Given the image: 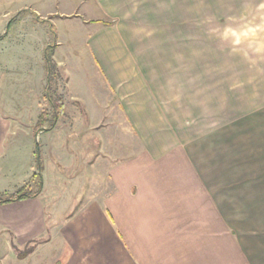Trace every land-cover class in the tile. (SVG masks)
Returning <instances> with one entry per match:
<instances>
[{"label": "crops", "instance_id": "crops-1", "mask_svg": "<svg viewBox=\"0 0 264 264\" xmlns=\"http://www.w3.org/2000/svg\"><path fill=\"white\" fill-rule=\"evenodd\" d=\"M40 3L36 7L24 0H1L3 23L9 26L12 15L17 16L12 22H17L24 12L49 15L52 22L55 16L73 21L68 25L80 31L81 44L100 77L95 89L99 98L89 88L74 87L86 75L82 71L81 78L79 71L66 68L68 62L80 64L78 51L71 50V57L61 52L65 40L56 27L53 60L67 75L71 99L84 102L90 115L80 125L94 128L103 122L105 114L98 122L94 114L102 110L99 101L106 98L108 111L116 109L127 119L128 134L109 136L106 124L82 132L97 141L101 183L111 181L112 191L102 187L96 199H84L62 221L47 224L46 164L38 196L0 203V234L7 238L18 263L264 264V0ZM10 28L0 39V160L4 165L19 147L15 143L22 123L14 114L18 110L10 89L21 88L18 96L25 91L22 88L32 72L27 61L32 50L27 49L40 44L10 38ZM5 32L3 28L0 34ZM187 33L192 34L194 47L193 99L188 109L185 98L178 102V87L171 101H165L164 89L155 86V79L168 75L147 71L146 66L184 61L183 56L171 58L164 52L184 45ZM49 44L39 51L46 91ZM154 47L161 53L154 54ZM60 118L37 136L51 133L57 142V134L61 143L63 133L67 143L70 132L60 127L74 124L62 125ZM122 141L128 144L124 150L116 147L121 150L106 170L102 161L107 144ZM35 169L34 165L22 181L0 191L15 192L31 181ZM54 199L50 197V206L56 212ZM34 240L33 251L18 257L16 248ZM65 252L67 258L61 261Z\"/></svg>", "mask_w": 264, "mask_h": 264}, {"label": "rangeland", "instance_id": "rangeland-1", "mask_svg": "<svg viewBox=\"0 0 264 264\" xmlns=\"http://www.w3.org/2000/svg\"><path fill=\"white\" fill-rule=\"evenodd\" d=\"M3 1L5 2V0ZM39 1L40 0H24L26 5L29 6L33 4L36 7L41 5V3L39 4ZM34 3H38V5ZM12 17H15L16 19L17 16L12 15L8 20ZM18 17L19 19H17V22H12L9 30V33L11 34L10 38L36 40L40 41V44L36 43L31 49H27L28 51L32 50V55L27 57L28 65L30 63L32 67L30 69H32V72L31 75L28 74L29 77L26 79V87L22 88V90L24 89L25 91L18 96L21 88L15 86L10 89V97L17 105L15 106L16 111L18 110L16 113L14 112V114H16L22 123L18 127L19 139L17 140L19 141L15 143V146L19 145V147L16 148L12 156L7 159L5 165L2 164L4 159L0 160V189L13 186V184L22 181L26 175H29L34 165L37 169L36 149L38 145L40 158L43 165L46 164L45 184L47 189L46 194H49V198H45L44 201L47 211V224L50 225L53 221H62L69 213L75 211L84 199H96L98 193L103 192L102 187L105 186L107 193L112 191L110 184L111 181L108 180L109 183L104 185L101 183V171H103V169L99 166L98 162L97 141L93 138L89 139L87 137L88 134L86 137H83L82 132H86L89 129L97 131L106 126V133L109 136H112V133L114 132L119 135H125L128 134V128L126 129L125 126V124H127V119H123L122 115L119 114L116 109L112 111L113 108H111V111H108L110 107L108 106V101L104 98L103 101H99L100 108H102L103 111L100 109L97 111V115L96 113L94 114V119L97 120V122L98 120L100 121L101 116L105 114L106 116L104 117L103 122L94 128H92L93 126H81L80 124H82V121L86 123L90 119V115L86 111V105L84 102L73 101L71 99L70 89L66 86L67 75L62 68L56 65V71H54L55 79H53L50 84V90H44V82L46 81L44 80L45 77L43 75L44 63L40 57L39 51L41 52L47 43L55 42L49 23L36 21L35 15L29 12H24ZM40 17L47 18V21L49 22L51 20V17L46 14L40 15ZM4 18L5 16L1 14L0 33L3 28L4 31L8 29V25L3 23ZM53 22L58 29L61 39L63 41L65 40L61 52L66 57H71L73 54L71 50L78 51L80 64H69L68 62L66 68L77 72L79 71L80 77L82 71L84 75H86L85 78L81 77L86 80L83 82L80 80L79 83L75 82L74 87L76 89L89 88L91 92H94L97 98H99L95 89H99L100 77L95 68V63L90 60V55H87L86 53V47L81 44V34L79 35L80 38L77 34V32L80 31H77L75 27H70V25H68L73 23V21L64 20L60 16H55ZM68 37H70L69 39L71 40L67 43L66 39H68ZM184 43V45L179 47H170L168 52H164L169 54L171 58H174L175 56H183L184 61H168L167 63L154 62L146 64V66H148L147 71H164L165 75H168V78L164 76L165 78L155 79V86H162L164 89L163 93H165V101H171L173 90L178 87L180 92V94L177 92L178 102L185 98L188 109L189 106L192 107L193 99L192 88L194 63L192 59L194 47L192 34L187 33ZM153 53L159 54L161 51L159 48L154 47ZM157 81L160 83H157ZM49 96H52L54 100H56V96L61 97L62 100H66L65 114L60 118L62 121L61 124L63 125V122L65 121L74 124V126L70 127H60L61 129L70 132L67 143L64 141L66 137L63 136V133L61 135L63 139L61 143H58L61 138L57 134L56 137H54L57 142L53 141V135H51V133L39 136L35 135L34 130L38 122L39 113L42 112L43 109H47L51 115L54 112L53 106L48 98ZM38 99L41 100L40 103H38ZM22 101L26 103L25 106H21L17 103H21ZM17 107H22V109ZM88 107H91V104H88ZM50 118L51 116L49 119ZM118 119L120 120L118 121ZM111 122H118L119 124L118 126H115L116 123ZM48 124L49 121L46 126H48ZM91 134L93 135L95 133L92 131ZM76 140L77 142H74ZM51 142L55 143L56 146H54V144L52 145ZM127 144L126 141H122L117 145L114 143L107 144V156L106 159L102 161L106 170L115 162V155L121 150V148L116 150V147L122 146V150H124ZM57 146H60V149H56ZM137 146L138 149L143 147L140 139L138 140ZM98 187H101V189ZM27 190H36L35 183L28 187ZM0 192L7 193V191ZM50 197H55L53 203L56 212H54L53 207L50 206ZM6 239L5 236L2 237L0 234V260L3 264H19L15 251H12L11 246ZM33 243H36V240L31 242V244ZM67 255L68 254L65 252V255L60 258L61 261H64L67 258ZM39 257L44 258V255H40ZM44 259L48 258L45 257Z\"/></svg>", "mask_w": 264, "mask_h": 264}, {"label": "trees", "instance_id": "trees-1", "mask_svg": "<svg viewBox=\"0 0 264 264\" xmlns=\"http://www.w3.org/2000/svg\"><path fill=\"white\" fill-rule=\"evenodd\" d=\"M35 18L38 21L41 22H48L50 27H51V31L53 32V38L54 41H56V37H57V29L55 24L52 21H47V19L41 18L40 16H38L37 14H34ZM14 20V18H11L8 29L11 26L12 21ZM7 31L4 34H0V39L4 38L7 34ZM54 47H55V42H52L51 44L48 45L47 50L45 52V67H46V71H47V90H50V84L52 82L54 78V71H56V64L55 61L53 60V51H54ZM52 98V96H50ZM49 99L51 101V104L53 106L54 112L52 113V115L50 114V112L47 109H43L42 112L39 114L38 117V122L35 126V135L37 136V134L40 131H44V130H50L52 129L55 124L56 121L64 114V102L61 99V97L56 96V100ZM51 116V118L49 119V117ZM50 121L49 125L47 127H44L45 123ZM36 166H37V172H35L32 176H31V181L27 184H25L24 186L20 187L17 191H15L14 193H2L0 192V203L3 202H7V201H12V200H17V199H22V198H26V197H31V196H38L41 191L43 190L44 187V178L42 175L43 169H44V165L43 162L40 158V153H39V146L37 145V149H36ZM32 181L33 183H35L36 185V190L31 191V190H27L28 187H30L32 185ZM34 249V244H27L24 248H16L17 250V254L18 257L23 258L25 256H27L29 253H31ZM0 264H3L2 261L0 260Z\"/></svg>", "mask_w": 264, "mask_h": 264}]
</instances>
